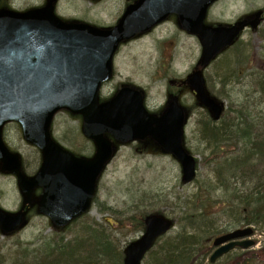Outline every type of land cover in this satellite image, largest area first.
Listing matches in <instances>:
<instances>
[{
  "label": "water",
  "instance_id": "95a60500",
  "mask_svg": "<svg viewBox=\"0 0 264 264\" xmlns=\"http://www.w3.org/2000/svg\"><path fill=\"white\" fill-rule=\"evenodd\" d=\"M56 1L48 0L44 7L24 12L0 9V162L3 171L17 176L27 202L36 187L44 188L38 210L60 227L91 206L97 178L114 151L105 132L123 142L150 136L180 160L185 182L196 176L195 158L183 146L186 112L177 101L155 116L144 108L141 92L125 88L110 101L98 104L100 85L112 76V58L120 42L176 13L184 29L200 36V64L205 66L234 42L246 22L205 24L208 7L216 0H139L127 7L116 26L102 29L63 21L54 12ZM258 21L259 14L251 22L253 28ZM189 82L201 103L219 119L223 107L207 94L202 74L196 71ZM63 108L83 115V131L97 147L92 159L77 157L52 139L53 116ZM10 120H17L25 138L43 151L42 167L34 177L22 172L19 155L3 142V126ZM23 224V212L11 214L0 209L3 232H13ZM171 225L161 216L151 217L143 236L127 247L125 264H142L144 254ZM253 233L254 229L247 227L216 237L213 243L221 247L211 261L237 245H253V240L232 241Z\"/></svg>",
  "mask_w": 264,
  "mask_h": 264
},
{
  "label": "rangeland",
  "instance_id": "374dc122",
  "mask_svg": "<svg viewBox=\"0 0 264 264\" xmlns=\"http://www.w3.org/2000/svg\"><path fill=\"white\" fill-rule=\"evenodd\" d=\"M127 1L59 0L56 13L65 19L111 26L122 14ZM44 2L45 0H3L0 7L11 5L12 8L23 11L40 7ZM261 8H264V0H220L211 8L207 20L233 23ZM161 40H166L165 48L168 47L170 54L167 56L170 58L169 65L161 51ZM201 48L198 38L180 30L175 18H172L148 35L126 42L120 47L114 58L115 75L109 83L103 85L101 96H111L119 82H132L146 90L147 105L152 109L157 108L167 100L168 81L173 78L183 80L197 63ZM224 62L229 63L228 73L233 71L223 78L220 75ZM166 66L168 72L160 76L163 74L162 68ZM234 70H237L238 75ZM258 72L264 76V23L259 29L245 30L239 44L222 54L205 70V77L208 73L211 91L225 100L227 107L236 108V104L255 89L250 73L255 76ZM179 103L188 108L191 115L185 127V142L186 147L201 161L199 173L200 179H203L215 172L218 163V159L211 161L212 147L202 131V123L206 122L207 113L196 105V97L187 86L181 91ZM260 108L264 111V103ZM81 126L80 117L72 116L70 112L63 110L56 114L52 132L54 138L66 148L84 149L83 154H92L94 147L79 132ZM4 136L10 148L21 154L26 172L34 174L41 162L39 149L23 138L21 127L16 122L6 125ZM135 144L137 143L116 144L117 153L99 179L97 200L89 212L91 218L114 231L118 238L115 245L121 252L142 234V231H137L131 224L125 223L121 226L122 218L131 216L143 208L142 200L143 204H150V210L162 211L171 217V220L174 218L178 221L182 214L193 206L192 195L196 190L195 183L181 182V166L173 157L151 144L146 145L145 152L138 153L133 147ZM21 204L22 195L15 177L0 171V206L16 212ZM234 223L235 220L221 219L214 226L227 227ZM178 229H181V226ZM56 231L47 217L38 214L36 210L30 212L27 225L19 233L6 239L1 235L0 264H10L9 252L17 251L21 248L20 245L28 246L30 250L37 248L43 240L52 238ZM68 233L69 238L73 237L72 230ZM253 239L258 240L255 248L262 247L264 233L257 231ZM241 252L242 250H237L230 253L221 261L222 264L228 259L230 261L232 257L242 255Z\"/></svg>",
  "mask_w": 264,
  "mask_h": 264
},
{
  "label": "trees",
  "instance_id": "16d2710c",
  "mask_svg": "<svg viewBox=\"0 0 264 264\" xmlns=\"http://www.w3.org/2000/svg\"><path fill=\"white\" fill-rule=\"evenodd\" d=\"M221 67L224 78L230 66L224 62ZM234 73L238 75L237 70ZM250 75L255 89L236 108L229 106L218 122L206 115L202 131L212 147L211 161L218 159L216 170L196 180L193 206L178 219L181 230L159 238L145 264H205L211 238L225 230L214 226L221 219L235 220L229 226L253 225L264 233V111L260 108L264 76ZM141 204L143 208L122 218L121 226L128 223L137 231L145 230L153 210L149 203ZM70 230L73 237L67 232L55 234L31 250L20 245L9 252L10 264H123V252L115 245L118 238L109 226L85 215ZM225 264H264V243Z\"/></svg>",
  "mask_w": 264,
  "mask_h": 264
},
{
  "label": "flooded vegetation",
  "instance_id": "af4514ba",
  "mask_svg": "<svg viewBox=\"0 0 264 264\" xmlns=\"http://www.w3.org/2000/svg\"><path fill=\"white\" fill-rule=\"evenodd\" d=\"M263 17H264V13H263Z\"/></svg>",
  "mask_w": 264,
  "mask_h": 264
}]
</instances>
